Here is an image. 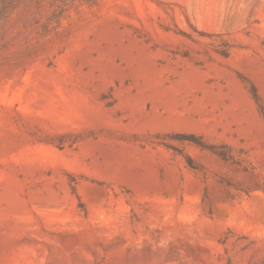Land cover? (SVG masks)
Instances as JSON below:
<instances>
[{
	"label": "rangeland",
	"instance_id": "1",
	"mask_svg": "<svg viewBox=\"0 0 264 264\" xmlns=\"http://www.w3.org/2000/svg\"><path fill=\"white\" fill-rule=\"evenodd\" d=\"M0 264H264V0H0Z\"/></svg>",
	"mask_w": 264,
	"mask_h": 264
},
{
	"label": "trees",
	"instance_id": "2",
	"mask_svg": "<svg viewBox=\"0 0 264 264\" xmlns=\"http://www.w3.org/2000/svg\"><path fill=\"white\" fill-rule=\"evenodd\" d=\"M175 139L180 142H187L197 148H200L202 150H207L223 158L225 157L224 156L225 154L220 150L221 148L215 145L205 143L199 136H196L194 134H177L175 135ZM185 161L188 165H190L191 160L188 157H185Z\"/></svg>",
	"mask_w": 264,
	"mask_h": 264
}]
</instances>
